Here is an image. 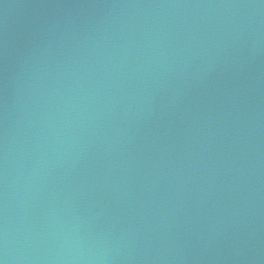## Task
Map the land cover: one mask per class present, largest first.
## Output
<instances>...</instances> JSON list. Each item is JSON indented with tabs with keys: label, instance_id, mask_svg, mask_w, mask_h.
<instances>
[{
	"label": "water",
	"instance_id": "95a60500",
	"mask_svg": "<svg viewBox=\"0 0 264 264\" xmlns=\"http://www.w3.org/2000/svg\"><path fill=\"white\" fill-rule=\"evenodd\" d=\"M0 264H264V0H0Z\"/></svg>",
	"mask_w": 264,
	"mask_h": 264
}]
</instances>
